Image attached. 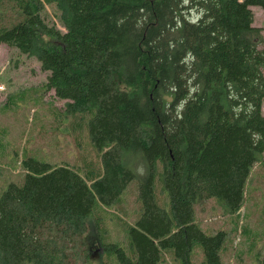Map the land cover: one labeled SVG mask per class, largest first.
<instances>
[{
    "label": "trees",
    "instance_id": "obj_1",
    "mask_svg": "<svg viewBox=\"0 0 264 264\" xmlns=\"http://www.w3.org/2000/svg\"><path fill=\"white\" fill-rule=\"evenodd\" d=\"M251 7L264 0H0V44L36 59L65 114L91 115L98 154L96 169L21 160V184L0 194V264H87L94 248L116 264H159L167 250L192 264L194 244L202 264H223L225 234H204L194 204L238 212L264 152V37ZM136 177L126 246L100 243L87 218Z\"/></svg>",
    "mask_w": 264,
    "mask_h": 264
},
{
    "label": "rangeland",
    "instance_id": "obj_2",
    "mask_svg": "<svg viewBox=\"0 0 264 264\" xmlns=\"http://www.w3.org/2000/svg\"><path fill=\"white\" fill-rule=\"evenodd\" d=\"M253 25L262 29L264 8L251 7ZM192 12L190 16H194ZM45 73L33 57H28L0 44V194L8 183L21 184V160L33 157L40 162L65 163L74 168L92 165L97 168L98 154L88 137V119L84 112L64 113V101L43 88ZM264 115V105H263ZM133 160L126 166L136 175L144 173L143 165L136 169ZM138 179L133 178L111 207L98 203L93 217L87 221L100 235L99 242L127 244V229L140 215ZM243 206L238 212H228L225 203L209 198L194 204V223L206 235L225 234L219 250L223 264H264V152L252 166L245 188ZM153 195L158 206L169 211L168 196L158 173L155 174ZM94 223V224H93ZM94 227V228H95ZM102 256V258H101ZM101 258V259H100ZM101 261L116 264L111 253L93 249L87 264ZM192 264H202L199 244L190 252ZM159 264H180L165 251Z\"/></svg>",
    "mask_w": 264,
    "mask_h": 264
}]
</instances>
